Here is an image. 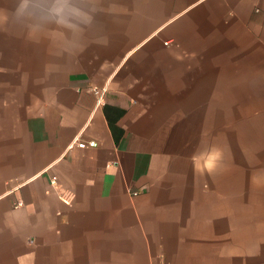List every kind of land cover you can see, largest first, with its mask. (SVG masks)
<instances>
[{
    "label": "crops",
    "instance_id": "1",
    "mask_svg": "<svg viewBox=\"0 0 264 264\" xmlns=\"http://www.w3.org/2000/svg\"><path fill=\"white\" fill-rule=\"evenodd\" d=\"M72 2L0 0V264H264V0Z\"/></svg>",
    "mask_w": 264,
    "mask_h": 264
},
{
    "label": "clouds",
    "instance_id": "2",
    "mask_svg": "<svg viewBox=\"0 0 264 264\" xmlns=\"http://www.w3.org/2000/svg\"><path fill=\"white\" fill-rule=\"evenodd\" d=\"M30 7L42 10V14L39 16L40 21L55 22L56 24L67 28H75L76 24L74 21H87L88 19L84 12L74 6L72 0H21L17 13L22 15ZM222 158V151L220 149H213L207 156L205 169L209 173L213 172ZM192 159L195 163L198 159H200V156L194 154Z\"/></svg>",
    "mask_w": 264,
    "mask_h": 264
},
{
    "label": "built area",
    "instance_id": "3",
    "mask_svg": "<svg viewBox=\"0 0 264 264\" xmlns=\"http://www.w3.org/2000/svg\"><path fill=\"white\" fill-rule=\"evenodd\" d=\"M93 89H94V93L98 97V103H100L102 101V99H103L105 88L104 87H101V88L94 87ZM96 145H97V142L95 140H88V141H80V142H78V146H80V147H85V146L94 147ZM64 202L68 203V200L64 199ZM21 203L22 202L19 201L17 204H21ZM153 264H166V263L164 262V260H158L157 262H155Z\"/></svg>",
    "mask_w": 264,
    "mask_h": 264
},
{
    "label": "rangeland",
    "instance_id": "4",
    "mask_svg": "<svg viewBox=\"0 0 264 264\" xmlns=\"http://www.w3.org/2000/svg\"><path fill=\"white\" fill-rule=\"evenodd\" d=\"M221 161L219 163H221ZM244 173H246V175H247L246 177L248 179H255L256 182H257V184L259 182H264V170L247 171V172H244ZM216 175L221 178V175H222L221 170H219V171L216 170ZM262 189H264V187H262V188L261 187H258L257 188V190H262Z\"/></svg>",
    "mask_w": 264,
    "mask_h": 264
}]
</instances>
